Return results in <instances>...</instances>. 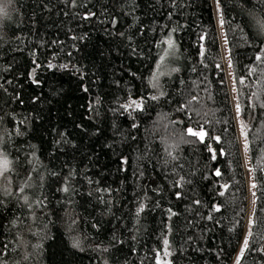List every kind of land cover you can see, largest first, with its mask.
<instances>
[{
  "label": "trees",
  "instance_id": "1",
  "mask_svg": "<svg viewBox=\"0 0 264 264\" xmlns=\"http://www.w3.org/2000/svg\"><path fill=\"white\" fill-rule=\"evenodd\" d=\"M219 6L253 179L234 264H264V33L250 15L264 17V2ZM7 11L3 264H232L249 197L213 0H11ZM139 97L142 110L121 108ZM201 127L203 141L187 131Z\"/></svg>",
  "mask_w": 264,
  "mask_h": 264
},
{
  "label": "snow or ice",
  "instance_id": "2",
  "mask_svg": "<svg viewBox=\"0 0 264 264\" xmlns=\"http://www.w3.org/2000/svg\"><path fill=\"white\" fill-rule=\"evenodd\" d=\"M262 2H264V0H262ZM71 3L73 6L76 5V0H71ZM11 4V0H0V17L2 16H8L9 13L7 11V6ZM217 5H219V0H217ZM95 13H88V16H94ZM250 15H252L253 17V20L255 22V24L257 25V27L259 28L260 32L261 33H264V17H261V16H257L255 13H250ZM88 16H86L85 18L87 19ZM116 21L113 20V24H115ZM221 24L224 23V21L221 19L220 21ZM173 31H175V29H173ZM120 35H124L123 33H120ZM200 40H203L205 39V36H200L199 37ZM167 46L169 49H173L175 47L174 45V42L173 40L169 37L167 39ZM165 43V41H161V44ZM203 54V53H201ZM168 55V52L166 51L165 52V56ZM254 59L256 61H261L262 63H264V55H261V54H258L254 57ZM161 60H163V57H161ZM49 67H53L52 65H49ZM63 67H67V65H64ZM217 67H219L217 65ZM173 71H179V69H174ZM158 80H159V76L156 75V76H153L152 80L150 81L152 87L154 89H158L160 86H159V83H158ZM238 83H243V80H239ZM164 93L161 91L159 93V96L157 95H151L149 97L150 100L152 101H155V100H158L160 96H163ZM255 95V94H254ZM192 99H196L195 96L192 97ZM144 102H145V99L143 97H139L137 99H130L128 102L124 103L123 105H121V108L124 109L125 111L127 110H142L143 109V105H144ZM190 103V102H189ZM236 108L237 110L239 111L240 110V105L237 104L236 105ZM188 133L192 136H195L197 137L200 141H203L205 139V136L207 135V132L203 130V128L201 127V130L197 131V130H194L192 128H188L187 129ZM246 135V133H245ZM209 139H215L217 141H219L221 139V137L219 136H216V137H208ZM207 146V145H206ZM211 151V150H210ZM216 157L213 156V159H215ZM12 163V161H10L6 155L0 153V177H3L5 180L7 179V171L9 169V166L10 164ZM29 163H31V161H29ZM35 169H33L34 171ZM214 174L216 176H220L221 175V172L219 171V169L215 170ZM42 179V177H41ZM25 187H30V185H25ZM25 187H19V192L21 194H23L25 192ZM227 187V186H225ZM64 192H68L69 191V188L68 187H64L62 189ZM0 192L3 193V195H6V196H11L13 195V193L11 191H9L7 188H0ZM179 195V193L177 194ZM220 195H223V193H220ZM24 202H25V205L29 208L32 207V204L29 202V197L27 195H23L22 196ZM20 197H17V200H19ZM37 204H40L42 203V201H36ZM196 203H199V201H196ZM3 205V199L0 198V206ZM145 209V206L143 203H140V206L136 209V214L137 216H139V213L143 212ZM218 210V209H217ZM19 218H17L18 220ZM209 219H211V217H209ZM17 220H13L12 223L15 224L17 222ZM21 223H23L21 221ZM29 230H31L29 228ZM250 235V233H249ZM133 239H135V237H133ZM122 242V241H121ZM168 244H169V241L165 238L163 240V245H164V252L166 255H170V253L167 252V248H168ZM77 246H79V241H77ZM244 248L247 249L248 248V240L245 239L244 240ZM262 251H264V249H261ZM3 251V248H0V253H2ZM106 251V249H105ZM0 264H3V261L0 260ZM163 264H171L170 261H166V262H163ZM237 264H239V261H237Z\"/></svg>",
  "mask_w": 264,
  "mask_h": 264
},
{
  "label": "rangeland",
  "instance_id": "3",
  "mask_svg": "<svg viewBox=\"0 0 264 264\" xmlns=\"http://www.w3.org/2000/svg\"><path fill=\"white\" fill-rule=\"evenodd\" d=\"M213 6L215 9V14H216V23H217V29H218L219 38H220L223 61H224V66H225V70H226V74H227V81H228V86L230 89L231 100H232V105H233L236 124H237L238 137L240 139L241 150H242V155H243L244 165H245V170H246V175H247V184H248V197H249L248 218L246 221V227H245V233H244L243 239L241 241L239 249L237 250L234 261L232 263V264H234L236 259L238 258V256L241 254V252L244 249V240L247 239V237H248L249 223H250V219H251V212H252V206H253V204H252V201H253V179H252V170H251V166L249 164V159H248L247 150H246L244 122H243V119L241 117L240 110L238 111L236 108V105L239 103L237 101L235 86H234L233 78H232V74H231L230 61L228 58V48H227V42H226V38H225V34H224V28H223V24L220 23V21L222 19V15H221V11H220V6L217 5V0H213ZM170 50L171 49L168 48V52ZM164 55H165V53L161 57H163ZM159 74H160V72H159ZM159 74H158V76H159ZM152 78H153V76H152Z\"/></svg>",
  "mask_w": 264,
  "mask_h": 264
}]
</instances>
